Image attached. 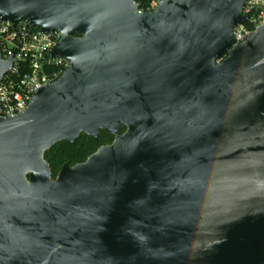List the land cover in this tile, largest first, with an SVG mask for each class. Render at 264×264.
Wrapping results in <instances>:
<instances>
[{
  "label": "water",
  "instance_id": "95a60500",
  "mask_svg": "<svg viewBox=\"0 0 264 264\" xmlns=\"http://www.w3.org/2000/svg\"><path fill=\"white\" fill-rule=\"evenodd\" d=\"M247 1L0 0L70 61L0 118V264H264V23L233 34ZM12 64L0 52V81ZM102 130L111 144L53 176L50 149Z\"/></svg>",
  "mask_w": 264,
  "mask_h": 264
},
{
  "label": "built area",
  "instance_id": "2783aa9c",
  "mask_svg": "<svg viewBox=\"0 0 264 264\" xmlns=\"http://www.w3.org/2000/svg\"><path fill=\"white\" fill-rule=\"evenodd\" d=\"M161 0H136L137 12L143 14L157 8ZM247 21L234 29L236 43L264 23V0H248L244 8ZM60 31L42 32L28 19L17 29L0 16V52L4 59L13 57V64L0 81V118L23 112L35 91L57 82L70 67V61L53 56L52 49L61 39Z\"/></svg>",
  "mask_w": 264,
  "mask_h": 264
},
{
  "label": "trees",
  "instance_id": "16d2710c",
  "mask_svg": "<svg viewBox=\"0 0 264 264\" xmlns=\"http://www.w3.org/2000/svg\"><path fill=\"white\" fill-rule=\"evenodd\" d=\"M122 128V132L125 131ZM114 136L102 130L97 139H94L86 134L76 140L74 143L60 142L50 149L45 159L51 166L53 176L56 177L65 163L75 165L84 162L90 155L95 153L101 146L111 144Z\"/></svg>",
  "mask_w": 264,
  "mask_h": 264
}]
</instances>
